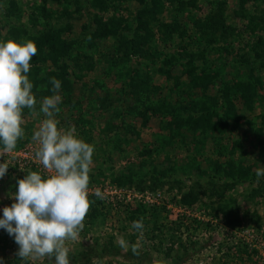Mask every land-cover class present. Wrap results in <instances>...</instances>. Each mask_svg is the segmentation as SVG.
<instances>
[{"label": "rangeland", "instance_id": "obj_1", "mask_svg": "<svg viewBox=\"0 0 264 264\" xmlns=\"http://www.w3.org/2000/svg\"><path fill=\"white\" fill-rule=\"evenodd\" d=\"M8 38L36 44L33 93L60 80V125L95 149L71 264H264V0H0ZM22 118L0 216L16 180L44 171L22 167L39 126ZM17 250L0 229L5 264H50Z\"/></svg>", "mask_w": 264, "mask_h": 264}, {"label": "clouds", "instance_id": "obj_2", "mask_svg": "<svg viewBox=\"0 0 264 264\" xmlns=\"http://www.w3.org/2000/svg\"><path fill=\"white\" fill-rule=\"evenodd\" d=\"M36 55L32 40L0 39V157L13 153L25 136L22 117L23 110L28 109L39 119L31 140L37 145L34 155L44 170L26 171L23 179L16 180L13 202L2 209L0 229L14 239L16 255L22 261L46 257L50 264H71L66 241L78 239L90 207L88 191L95 149L74 128L60 125V80L50 78L51 95L38 100L33 93L29 73L30 61ZM9 167L5 160L0 162V179ZM256 176L264 177V170L258 169ZM95 196L104 199L99 189ZM131 227L141 231L145 226L138 220ZM119 243L125 245L123 239ZM0 264H5L3 258Z\"/></svg>", "mask_w": 264, "mask_h": 264}, {"label": "trees", "instance_id": "obj_3", "mask_svg": "<svg viewBox=\"0 0 264 264\" xmlns=\"http://www.w3.org/2000/svg\"><path fill=\"white\" fill-rule=\"evenodd\" d=\"M46 40L44 39V42H45ZM132 45V44H131ZM161 73L162 74H165V75H167L169 72L167 71V70H164V69H162L161 70ZM188 74H190V72H188ZM190 75H194V77H192V79L194 80V81H196L197 79H198V75H196L195 76V73H191ZM202 83L204 84L205 82L204 81H202ZM196 85V84H195ZM230 98H228V100H229ZM229 103L231 104V101H229ZM207 112V111H206ZM189 117V120L190 121H196V119L192 116H188ZM195 119V120H194ZM199 121L202 123V125L203 126H205V127H211L212 128V126H213V120H212V117L211 116H208V114H206V115H203L202 117L200 116V118H199Z\"/></svg>", "mask_w": 264, "mask_h": 264}, {"label": "built area", "instance_id": "obj_4", "mask_svg": "<svg viewBox=\"0 0 264 264\" xmlns=\"http://www.w3.org/2000/svg\"><path fill=\"white\" fill-rule=\"evenodd\" d=\"M34 153H35V150L33 152H31V157H26L29 159H28V162L24 161V163H22L23 166L21 165V160L20 161L15 160L14 167H17V166L24 167L25 166V167H29V168H37V170L38 169L43 170L41 163L39 161H37ZM28 155H30V153Z\"/></svg>", "mask_w": 264, "mask_h": 264}]
</instances>
